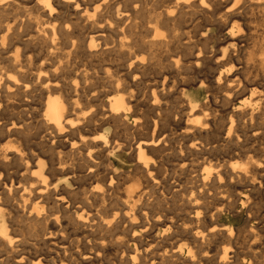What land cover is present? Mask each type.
<instances>
[{"label": "bare ground", "instance_id": "1", "mask_svg": "<svg viewBox=\"0 0 264 264\" xmlns=\"http://www.w3.org/2000/svg\"><path fill=\"white\" fill-rule=\"evenodd\" d=\"M263 158L264 0H0V264H264Z\"/></svg>", "mask_w": 264, "mask_h": 264}, {"label": "rangeland", "instance_id": "2", "mask_svg": "<svg viewBox=\"0 0 264 264\" xmlns=\"http://www.w3.org/2000/svg\"><path fill=\"white\" fill-rule=\"evenodd\" d=\"M253 19V20H252ZM260 20V23H261V19H259L258 17H249V20H247L246 22L247 23H249L248 25L250 26V27H253V28H255V27H257V25L259 26L260 25V23L258 22ZM256 23H258V24H256ZM208 27V35L210 34V35H215L216 36V39H215V36H214V38H212L210 41H209V46H210V48L212 47V51L214 52L215 51V54H216V52H217V50L219 49V47H221V46H226L227 44H229V39L228 38H225V35H224V33L226 32V30H224L223 31V33H222V29H219L218 27H216V26H212V25H208L207 26ZM245 27V29L244 30H246L247 28H246V26L244 25L243 26V28ZM216 29V30H215ZM219 32H218V31ZM220 31H221V33H220ZM220 38V39H219ZM225 38V39H224ZM215 39V40H214ZM227 39V40H226ZM216 41H217V43H216ZM219 41V42H218ZM251 42H252V40H250ZM248 42L249 43V48H250V50H249V48H248V50L249 51H246L247 53L248 52H252L253 50L252 49H254L253 47H252V43L251 42ZM216 43V44H215ZM213 44V45H212ZM222 44V45H221ZM215 45H217V46H215ZM219 46V47H218ZM252 47V48H251ZM218 48V49H217ZM214 49V50H213ZM211 55V56H210ZM208 56H210L211 58H212V54H208ZM243 56V55H242ZM243 59H245V58H243ZM202 66V67H201ZM202 68L204 69V64H200L199 65V70H202ZM203 71H207L208 73L210 72V71H208V70H203ZM206 72V73H207ZM195 75V76H194ZM185 76V75H184ZM196 76H197V78H199V77H201L202 76V74L200 75V74H188V75H186L185 77L186 78H188V79H186L185 77L183 78V77H181V78H183V79H185V81H186V83H185V85H184V87L186 88V90H188L189 92H195V90H197V88H198V86H199V84H197L198 82H197V78H196ZM180 77H179V79H180ZM192 79V80H191ZM178 80V79H177ZM172 91H174V89H172ZM176 95H173L172 96V98H174ZM200 97H203V93L201 92L200 93ZM169 101H173V99H171V100H169ZM227 109V111H229V107L228 108H225V110ZM105 131L106 132H108L109 133V135L112 133V130L111 129H109L108 130V128H106L105 129ZM129 157V155H126V153L125 152H117L113 157H112V163H113V167H114V171H115V173H117V174H124V175H126V173H130V172H132L133 173V171H132V168L134 169V162L131 160V159H129L128 158ZM129 159V160H128ZM264 159V158H263ZM240 161V160H239ZM214 162V163H213ZM167 165H165V166H167L166 168L168 169V171H167V176L166 177H169V176H171L170 175V173H171V168H170V164L169 163H166ZM213 164H216L215 163V161H212V163H210L209 165L211 166V165H213ZM211 167H215V165H213V166H211ZM169 168H170V170H169ZM123 172V173H122ZM127 174V175H128ZM172 176H174V175H172ZM174 177H176V176H174ZM176 178H174V179H172L171 181H170V183L172 184L173 183V181L175 180ZM63 183H64V181L63 180H60V183H59V187H60V189L62 188L63 189ZM66 187H67V189H69V190H75V186H74V183L72 182V181H70L69 180V183L68 184H66ZM235 207L234 208H232V211H231V213L230 212H228V213H225V215L223 216V218H224V222H231L235 227H237V226H241L243 223H244V221H245V219H246V214H245V212L243 213L242 211H241V207H240V204H239V202H237L235 205H234ZM174 209H176V208H174ZM175 211H177V210H175ZM232 213H234V214H232ZM245 214V215H244ZM231 215H233V216H231ZM240 215V216H239ZM260 227V226H259ZM28 231V230H27ZM27 231L25 230L24 231V233H25V235L28 237L29 235V232H30V237H28L31 241L32 240H34L31 236V234H32V232H31V230H29L28 231V234H27ZM152 233H153V235H152ZM157 234H156V230L155 229H153L151 232H150V237H152V238H154V236H156ZM261 239L262 240H264V231L263 232H261ZM148 239H151V238H148ZM57 242H60V241H57ZM51 244V245H50ZM49 245H50V247L51 246H53V247H56V244H55V246H54V244L53 243H49ZM79 261V264H86V262H82V263H80L81 261L80 260H78ZM77 261V262H78Z\"/></svg>", "mask_w": 264, "mask_h": 264}]
</instances>
